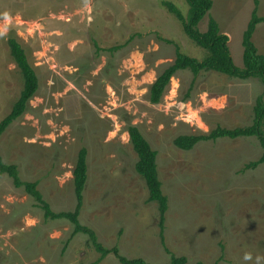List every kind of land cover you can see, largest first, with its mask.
<instances>
[{
  "label": "rangeland",
  "instance_id": "obj_1",
  "mask_svg": "<svg viewBox=\"0 0 264 264\" xmlns=\"http://www.w3.org/2000/svg\"><path fill=\"white\" fill-rule=\"evenodd\" d=\"M171 1L186 14L184 0ZM211 1L208 14L228 35L233 63L240 66L253 1ZM256 6L264 15V0ZM208 14L199 22L202 30ZM132 36L114 52L104 49ZM13 37L26 49L38 89L1 134L0 154L23 180H38L52 210L76 204L72 170L84 145L89 176L80 223L103 245L117 244L127 258L167 262L156 202L148 200L135 168L129 123L155 150L167 197L163 240L170 253L207 264H254L256 256L264 257V162L243 168L261 154L255 136L199 140L189 149L172 142L178 134L205 133L215 124H249L261 90L257 78L178 69L153 104L149 89L174 59L173 42L197 58L207 53L161 0H0V119L22 87L8 44ZM252 39L264 54V21ZM72 229L67 218L45 217L23 186L0 175V264H89L99 253L86 233L72 235ZM245 253L253 261L245 262ZM96 264L121 263L110 252Z\"/></svg>",
  "mask_w": 264,
  "mask_h": 264
},
{
  "label": "trees",
  "instance_id": "obj_2",
  "mask_svg": "<svg viewBox=\"0 0 264 264\" xmlns=\"http://www.w3.org/2000/svg\"><path fill=\"white\" fill-rule=\"evenodd\" d=\"M186 2V14L171 1L161 0L162 5L173 13L181 22L183 31L196 44L206 49V54L202 58L189 55L182 51L175 42V56L172 61L162 68L161 72L155 77L154 82L149 89V101L153 104L158 103L166 88L169 78L178 69H188L192 75H195L200 70H214L219 73L237 78L255 77L261 84L260 92L254 97L251 106V120L249 124L238 125L232 127L221 126L215 124L209 131L198 134H178L173 137V144L181 149H189L199 140L215 139L217 137L234 138L237 136L253 135L261 148L260 155L256 159L246 162L243 168H254L259 163L264 162V54L258 51L255 45L252 34L257 23L264 21V15L257 13V0L253 1L249 19L242 32L241 43L242 61L241 65L237 66L233 63V58L228 46V35L220 30L217 20L208 14L211 6V0H184ZM208 14V19L205 29L199 28V22ZM134 36L128 38L124 43L110 46L107 49L114 52L125 46L131 41ZM162 38V36L158 37ZM164 39V38H163ZM168 40V39H166ZM11 57L18 67L22 75V87L19 95L12 104L9 112L0 119V136L6 128L15 121L26 109L29 99L36 93L38 89V77L34 67L30 64L27 58V52L21 42L16 38L8 40ZM126 130L128 133L129 142L137 155L136 171L145 180L150 202H156L157 210V226L158 236L163 251L168 255L167 262L163 264H207L201 260L188 262L184 255H175L170 253L164 245L163 240V221L166 211L167 197L161 189L157 165L155 159V150H153L146 138L140 132L139 128L133 124H127ZM87 147L81 145L77 151L76 159L73 167V182L74 192L76 196V204L72 210L54 211L51 209L49 202L44 198L42 191L38 187V180L30 181L23 180L20 176L19 169L15 164H6L0 154V175L7 173L13 180L17 188L24 187L26 192L31 194L38 202V205L43 209L45 217L50 218H67L73 224L71 234L76 232H84L88 235L94 249L99 253L98 257L89 264H96L103 259L107 253H113L121 264H151L141 257L127 258L121 255L117 244L107 247L98 239L96 232L87 225L81 224L78 215L83 204L84 189L89 176V164H87ZM220 257V255L218 256ZM212 264H216L214 261Z\"/></svg>",
  "mask_w": 264,
  "mask_h": 264
},
{
  "label": "clouds",
  "instance_id": "obj_3",
  "mask_svg": "<svg viewBox=\"0 0 264 264\" xmlns=\"http://www.w3.org/2000/svg\"><path fill=\"white\" fill-rule=\"evenodd\" d=\"M245 262L253 261V256L250 253H245L243 256ZM254 264H264V257L256 256Z\"/></svg>",
  "mask_w": 264,
  "mask_h": 264
}]
</instances>
